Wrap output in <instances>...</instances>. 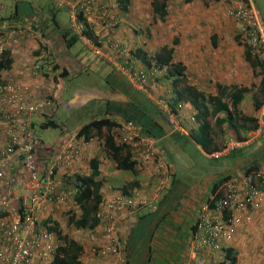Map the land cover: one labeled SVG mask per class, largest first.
I'll return each mask as SVG.
<instances>
[{
    "label": "crops",
    "instance_id": "1",
    "mask_svg": "<svg viewBox=\"0 0 264 264\" xmlns=\"http://www.w3.org/2000/svg\"><path fill=\"white\" fill-rule=\"evenodd\" d=\"M144 1L147 2L145 10L143 3L136 4L135 0H131L128 11L120 8L122 13L114 4L97 0V5L104 6V18L108 16L112 19V15H115L118 25H107L102 20V25L97 28L99 39L95 40L93 47L71 26L67 8L58 6L55 1L48 12L47 9L21 11L15 6L14 12L8 17L0 18V21L20 23L26 28L10 66L0 71L9 80H22L26 100L40 97L41 87L46 89L45 82L41 83L30 74L32 60L41 63L45 76H53L57 72L51 59L59 57L63 65L69 66L71 63L68 62L72 59V63L82 65L83 69L71 76L94 69L113 91L114 97L104 115L100 114L93 119L132 117L139 119L137 121L140 125L148 127L158 137L156 149L166 167L159 168L154 163H138L136 173L128 170L133 177L127 175L123 177L121 185L114 186L105 181L108 173L102 170V165L116 169L114 175L119 174L121 169L115 168L113 160L105 157V132L102 130L98 133L90 129L89 139L78 138L80 145L74 172L90 174V163L93 159L97 160V178L102 180V203L99 208L105 213V222L102 223L105 226V237L95 234L104 231L99 226L93 230H84L94 233L95 241L83 245L82 264H153L154 260L159 261L157 264H192L189 249L194 243V225L204 204L210 201L213 185L228 179L238 180L251 168L264 167V116L258 115L256 107L264 101V70L242 42L238 26L226 15L227 0H164L167 13L163 16L154 11L153 0ZM92 11L96 17L100 16L97 9L92 8ZM136 25L145 31L137 32L134 28ZM163 45L174 48L173 61L185 66L187 82L194 86L196 92L205 96L200 100L201 107L206 106L205 111L201 110L202 115L190 103H186L177 115L178 126L170 122L163 105L158 103L161 97L171 100L174 89L171 79L167 82L166 78L161 77L159 83H146L142 89L127 78L128 66H141L132 51L139 48L154 54ZM74 46L77 47L72 49ZM55 63H58L57 60ZM66 85L65 82L54 102L60 100ZM237 86L246 88V91L242 99L233 105L231 97ZM226 88L229 91H225ZM210 95L216 96V99L210 98ZM220 104L228 105V110L216 111L215 106ZM45 112L47 110L42 114ZM18 119L16 117L13 120ZM204 123L211 130V142L207 148L193 137L199 125ZM0 125L7 126L8 122L0 120ZM82 126L79 125L66 136H77V130ZM180 139H183V143ZM229 140L239 143L218 156L208 153L210 150L215 153ZM191 148L200 153V160L209 164V167L203 174L199 173L198 177L185 179L181 173L191 163L184 162L187 158L183 153ZM73 176L72 173L68 175L64 172L57 176L56 185L61 195L68 191L69 186L74 193ZM134 178L139 185L131 190L127 185ZM160 179L165 182L163 187L159 184ZM119 194L132 196L136 206L128 207L118 202L115 198ZM73 205L76 206L72 199L55 200L45 208L46 214L41 217H52L62 223L63 214L66 215L67 209L74 210ZM148 223L152 230L148 229L146 233L144 229L135 239L137 228H143ZM261 226H264V199L257 209L250 212V219L239 226L232 240L224 245L233 250L236 264L260 263L257 258L250 260L251 256H256L257 245H250L247 250L243 244L255 242ZM110 227L113 228L111 233L108 231ZM113 236L121 242L122 247L117 253L103 256L99 248L114 239ZM205 255L214 261H221L225 259L227 251L206 249Z\"/></svg>",
    "mask_w": 264,
    "mask_h": 264
},
{
    "label": "built area",
    "instance_id": "2",
    "mask_svg": "<svg viewBox=\"0 0 264 264\" xmlns=\"http://www.w3.org/2000/svg\"><path fill=\"white\" fill-rule=\"evenodd\" d=\"M57 1L59 5L68 8L71 25L89 46L93 47L95 40L99 39L97 28L102 25V20L107 25H114L112 20L104 18V6L97 5V0ZM113 2L117 5L116 0ZM227 2L226 15L238 26L242 42L264 70V23L258 9L251 0ZM92 8L97 9L100 16L92 14ZM11 24L0 21V62L5 60V56L10 61L13 60L26 29L20 23ZM52 61L53 59L51 63L55 64ZM72 61L68 62L71 63L70 66L63 65L70 74L83 69L82 65H76ZM41 67V63L32 60L30 74L46 85L45 90L41 87L40 97L32 100H26L21 83L0 74V120L8 122L7 126L0 125V264H50L53 261L58 247L54 243L59 241L60 233L50 228L53 225L51 221L44 223L46 218L41 215L46 214L45 208L55 200L69 197L68 193L61 195L56 192L57 176L63 172L68 175L75 173L80 137L71 134L54 146L33 144L35 135L31 128L27 129L26 124L29 119L19 123L13 120L23 112L30 115L40 113L44 107H51L57 99L63 86L61 71L57 68L56 75L45 76ZM126 69L127 78L142 89L146 83H157L164 73V69L155 65L147 67L141 64L135 68L128 66ZM158 103L163 105L170 122L176 125L177 115L185 103L179 101L174 105L167 97L158 98ZM258 115L264 116V102L258 108ZM109 119L113 123L111 133L116 144L129 152L131 160L136 164L154 163L159 168L166 167L156 149L157 138L145 134L137 121L129 117L116 119L109 116ZM102 130L105 132V127ZM22 131L27 133L22 135ZM238 143L239 141L229 140L212 155L227 153ZM263 183L264 167L251 168L238 180L228 179L221 183L217 190L220 196L213 204H204L194 225V243L189 249L192 264H236L226 256L221 261H214L207 258L205 252L206 249L225 251L224 245L232 240L239 226L250 219V212L263 202ZM159 184L163 187L165 182L160 179ZM115 199L125 205L134 204L130 196L123 194ZM97 216L101 220L97 226L105 230L102 224L105 222V213L101 208L98 209ZM108 231L111 233L113 228L110 227ZM119 250L117 238L99 248L103 256Z\"/></svg>",
    "mask_w": 264,
    "mask_h": 264
},
{
    "label": "trees",
    "instance_id": "3",
    "mask_svg": "<svg viewBox=\"0 0 264 264\" xmlns=\"http://www.w3.org/2000/svg\"><path fill=\"white\" fill-rule=\"evenodd\" d=\"M117 3L119 5V8H121L123 11H128L131 5V0H117ZM153 6H154V11L159 13L161 16L167 13L165 9L166 6L164 0H153ZM173 51L174 48L172 46L163 45L154 54H148L147 52L142 51L139 48L136 51L135 50L132 51V54L135 58L140 60L147 67L155 65L161 69H164V73L161 75L162 78H166V79L170 78L172 81V86L174 88L173 96L171 98L172 104L175 105L179 101L184 102L185 104L190 103L196 110H198L199 115H202L201 110L203 109L205 111L206 106L201 107L200 100L203 99L205 96L201 92H196L194 86H192L187 82L185 76V66L181 62L173 61L172 58ZM55 60H57L58 62L54 64L55 68L61 69L62 70L61 74L63 76H67L68 72L64 68L61 60L59 58H56L53 61L55 62ZM9 66H10V60L7 59L5 56V60L0 62V71L5 68H8ZM17 82L21 83L22 80L21 81L17 80ZM262 85H264V81ZM225 91H229V90L226 88ZM245 91L246 88L240 86H237L233 89V92H235L231 97V102L233 105H236L237 102H239L242 99L243 93ZM209 97L210 98L215 97L214 99H216V96L210 95ZM262 103L256 105L257 109L262 105ZM215 110L220 112L223 110H228V105L220 104L219 106H215ZM38 116L40 115L39 114L30 115L23 112L22 114L17 115V117L20 118L16 122L19 123L24 119H29V121H26V124H27V129L31 128V130L35 135V140L33 139V144L39 143L43 145L34 131V126L37 125L35 119H37ZM134 120L137 121L139 119L137 120L134 119ZM227 120L228 122H230L231 120L230 116L227 117ZM253 121H255V119ZM40 125L44 128L48 126H52V127L56 126L54 121L49 119ZM200 125H199L200 128L198 127L199 130H196L193 133V137H195V139L201 145L207 148L209 143L211 142V138L209 137L211 130L209 129L208 124L206 123L202 124L201 126ZM112 126L113 123L110 121L108 117L102 119H93L87 124L83 125L79 130H77L76 134L78 137H84V139H89L90 129H94L99 133L102 131V128L105 127L106 131L104 135V148H103L105 152V157L113 160L115 168L131 170L133 173L134 172L136 173L137 172L136 162L134 160H131L129 152L127 150L125 151L124 147L116 144L114 137L111 133ZM142 127H143V132L145 134H149L155 138H158L157 135L153 134L148 127H145V125H143ZM26 133L27 131H22V135H25ZM58 144L59 142L57 143V145ZM212 152L214 151L212 150L208 151V153H212ZM90 167L92 169L90 174H74L73 176L74 185H75L74 203L81 210H80V214H76L70 211L68 213L69 215L68 222L72 224L73 227L77 230L78 229L93 230L94 228L97 227V225L100 222V219L97 216V212L100 207V204L102 203V193H101L102 180L97 178L99 170H98V162L96 159H93L91 161ZM220 183L221 182L215 183L212 189L210 190L211 193V198L209 199L210 205L213 204L215 200L218 199V197L220 196V193L216 192ZM137 185H139V182L137 181L136 178H134L132 181L128 182L127 186H129L130 189L132 190L133 188H135V186L137 187ZM130 198L134 201L132 196H130ZM126 206L135 207L136 206L135 201L133 205H126ZM50 221L53 224L52 226H50V228L53 230H57L58 233H61V231L58 230L60 222L56 221L52 217H48L43 222L47 223ZM113 237L115 238V236ZM61 238H62L61 239L62 243L57 247L55 257L50 264H82L81 256L84 252L83 245L79 243L76 239L69 237L68 235L61 234ZM119 246L122 247L121 242H119ZM224 250L227 251L226 257L227 258L230 257L232 263L236 262V255H234L233 250L231 248H226Z\"/></svg>",
    "mask_w": 264,
    "mask_h": 264
},
{
    "label": "rangeland",
    "instance_id": "4",
    "mask_svg": "<svg viewBox=\"0 0 264 264\" xmlns=\"http://www.w3.org/2000/svg\"><path fill=\"white\" fill-rule=\"evenodd\" d=\"M135 1L136 4L140 2L143 3V8L146 7V1ZM252 2L258 9L264 23V0H252ZM15 6H17L21 11L47 9L48 12L53 8L54 1L0 0V18L8 17L10 13L14 12ZM145 9L146 8H144V10ZM134 28L137 29V32L143 33V31H145L143 28L139 26L137 27V25ZM106 33H108V29H106ZM76 47L77 46H74L72 47V49H75ZM159 78H161V76ZM169 80L170 78L165 81L168 82ZM64 81L67 83V85L62 92L60 100L54 102V104H52V106L47 109V112L39 116V118L35 119L37 125L34 126V131L39 137L41 143L46 146L56 145L62 137H66L67 134H70L72 131H74L75 128L79 127V125H85L100 114L104 115V111L110 106L109 104L112 102V97H114L113 91L107 85L106 80L102 77V75L98 74L97 71H94V69L85 71L84 73L78 74L77 76L75 75L66 77ZM153 83H156V81H154ZM48 119L54 121L56 126H48L44 128L40 125V123H43ZM180 142L183 143V139H180ZM199 154L200 153L193 148L183 153V155L187 158L186 160H184V162L191 163V167H186L187 170L181 173V175L185 179L198 177L199 173L203 174V171H205L209 167V164H206L205 162L200 160ZM180 161L183 162V160ZM105 167L106 166L103 164L102 170H105V173H108V177L105 176V181L113 186L121 185L123 183V177L127 175L129 177H133L132 173L128 170L121 169L119 170V174L114 175L113 173L116 169H108ZM55 190L57 193H61V190L59 189V186L57 187V185L55 187ZM67 190H70V186ZM73 209L77 210V212L81 210L74 205ZM66 212L67 211H65V213ZM63 217L64 219L62 220V223L59 221L63 228L62 235L67 234L68 236L76 239L82 245H88L91 241H95L93 240L95 236L94 233H88L84 230L82 231L81 229L77 230L73 226H68L66 223L67 216L63 214ZM146 227L148 228L146 229ZM261 228L262 229L258 231L255 242L243 245L244 248L248 250L250 245L253 247V245L256 244V256H251L250 260H256L257 258L260 262L259 264H264V226H261ZM144 229L146 230V233L148 229L150 231L152 230L149 223L148 225L143 226V228L138 227L134 236L135 239L139 237V234L144 231ZM95 234L99 237H105V230L101 231V233ZM258 236L260 238L259 240ZM80 238H83L84 240H81ZM59 244V241L54 243L55 246H58ZM94 247L97 248L98 246L95 245ZM157 263H159V261L155 262L154 260L153 264Z\"/></svg>",
    "mask_w": 264,
    "mask_h": 264
},
{
    "label": "clouds",
    "instance_id": "5",
    "mask_svg": "<svg viewBox=\"0 0 264 264\" xmlns=\"http://www.w3.org/2000/svg\"><path fill=\"white\" fill-rule=\"evenodd\" d=\"M57 4H58V6H60V7H65V6H61V5H59V3H58V1L57 0H54ZM114 0H105V3H108V4H111V5H115V3L113 2ZM132 2H133V0H132ZM116 4L117 5H115V7L116 8H118L122 13H124L120 8H119V5H118V3H117V0H116ZM67 8V7H66ZM106 10V9H105ZM67 11H68V8H67ZM106 12V11H105ZM113 16V18L111 19V18H109L108 16H106V18H109L110 20H112L113 22H114V24H117L118 25V22H116V20H115V15H112ZM72 26V25H71ZM114 27H115V25H113ZM73 27V26H72ZM135 27V26H134ZM74 28V27H73ZM75 29V28H74ZM137 30V29H136ZM87 33H88V31H87ZM140 61V60H139ZM140 63L141 64H143L141 61H140ZM144 65V64H143ZM145 66V65H144ZM57 69V68H56ZM59 69V68H58ZM59 71H62L61 69H59ZM68 72V71H67ZM50 75V74H49ZM60 75H61V78H62V80H63V84L65 83L64 82V80H65V78L66 77H69V76H71V74L68 72V74H67V76H63L62 74H61V72H60ZM162 77V76H161ZM159 79H161V78H159ZM44 110H47V109H43V111ZM38 114H42V112H40V113H38ZM108 118H109V116H108ZM40 140V139H39ZM44 146H46V145H44ZM222 149V148H221ZM220 150V149H219ZM216 151H218V150H216ZM215 151V152H216ZM212 153H214V152H212ZM211 154V153H210ZM76 173V172H75ZM75 173H73V174H75ZM70 175V174H69ZM56 183V182H55ZM75 189V188H74ZM66 193H68V195H69V197L68 198H66V199H72V200H74V193H75V191H74V193H72L71 192V190H68ZM61 194V193H60ZM66 199H64V200H66ZM75 204V203H74ZM77 208H79L78 206H77ZM73 212V213H76V214H80V210L77 212V210H72V209H67V212H66V216H67V218H66V223H67V225L68 226H73L72 224H70L69 222H68V213L69 212ZM56 220V219H55ZM59 222V221H58ZM62 225L61 224H59V231H61V233H60V238H59V242H60V244L62 243V241H61V234H62V231H63V228L61 227ZM67 235V234H66ZM69 237H71V236H69ZM59 244V245H60ZM58 245V246H59Z\"/></svg>",
    "mask_w": 264,
    "mask_h": 264
}]
</instances>
